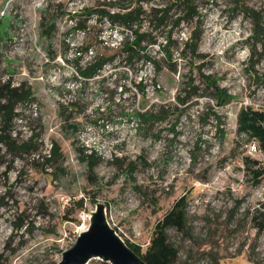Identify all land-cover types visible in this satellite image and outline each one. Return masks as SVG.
<instances>
[{"label":"rangeland","instance_id":"rangeland-1","mask_svg":"<svg viewBox=\"0 0 264 264\" xmlns=\"http://www.w3.org/2000/svg\"><path fill=\"white\" fill-rule=\"evenodd\" d=\"M189 1L190 19L172 6L156 28L148 12L171 0H0V86L28 96L0 129L15 142H0V264H56L96 204L142 253L179 197L185 230H165L174 264H264V229L250 219L264 218V190L241 163L249 155L264 164V153L235 132L241 107L264 109V0ZM129 9L140 12L131 29L106 20ZM132 30L153 39L142 45L150 61L120 54ZM167 35L177 46L168 56ZM103 52L111 63L80 78L77 66ZM159 110L166 116L151 122L130 116Z\"/></svg>","mask_w":264,"mask_h":264},{"label":"trees","instance_id":"trees-1","mask_svg":"<svg viewBox=\"0 0 264 264\" xmlns=\"http://www.w3.org/2000/svg\"><path fill=\"white\" fill-rule=\"evenodd\" d=\"M170 6H166L163 9L156 10L152 9L147 14V20L151 22L156 28L161 26H165L167 24L168 18L171 17L170 9L174 6L173 11H178L182 14V20L190 19L191 14L193 13V1L189 0H171ZM106 12V11H105ZM140 12L138 9H129L123 13L111 12L106 13V20L112 26L116 25L118 27H124L131 29L134 23L139 20ZM179 18H174L172 23L176 24ZM45 15L42 13L41 20L39 23L40 33H45L46 36H51V31L44 29ZM80 28V22L76 23ZM198 40V33L196 31L193 32L192 39L190 43H185L186 47H190L191 50L195 49L196 42ZM154 43L153 39L150 36L144 33H137L135 30H132L131 39L123 40L118 47L120 50V54H124L123 59L130 60L131 58H143L144 61H150V59L146 56L144 52V47L147 44ZM143 45V46H142ZM117 48V49H118ZM163 55L168 56L171 50L177 49L176 42L169 39L167 35L165 45L162 46ZM113 52V51H112ZM112 55V54H111ZM106 53H95L90 59L84 63L83 66H77V75L80 78H89L94 75L99 74L102 68L111 63L112 57ZM123 56V55H122ZM1 63V60H0ZM168 69H173V64L170 62H166ZM207 77H204L205 89L208 91L210 89V94L213 98H216L220 104H223L221 100L225 101L227 96L221 93V90H218L214 83L210 84L211 81H207ZM23 86L11 87L10 81L3 83L0 86V94L6 98L5 103H1L0 101V129H4L7 124L11 121L12 112L14 110V105L17 101L23 100V98L28 99L27 94L22 91ZM192 94H197L194 92L193 88L190 92ZM1 96V97H2ZM183 102L182 99L178 101ZM181 108L177 106L173 107V114L180 113ZM134 116L135 118H139L140 121L151 122L157 119H162L166 116L165 111H156V112H138L133 111L130 116ZM236 128L235 132L238 136L244 137L245 140H253L256 148L264 153V109L253 108L251 106L241 107L236 114ZM0 142H4L7 144H12L15 142H11L8 140V137L4 134L0 133ZM24 146V145H21ZM22 150H27L22 148ZM87 157V165L89 169L93 168V162L88 160L90 157L89 154H86ZM241 163L243 164L244 170L250 175L253 184L258 182H262V187L264 190V164L260 161L251 158L249 155H244L242 157ZM254 228L257 230L264 229V218L256 219V215L253 214L250 217ZM167 228H173L176 231H184L185 230V212H184V201L182 197L174 200L170 208L161 216L159 220L155 223L152 231L151 238L149 243L145 247V250L140 253L138 247L136 245H132L127 241L124 243L136 253L145 264H174L177 257V250L173 247L171 243L168 242L165 230ZM106 264V263H105Z\"/></svg>","mask_w":264,"mask_h":264},{"label":"water","instance_id":"water-1","mask_svg":"<svg viewBox=\"0 0 264 264\" xmlns=\"http://www.w3.org/2000/svg\"><path fill=\"white\" fill-rule=\"evenodd\" d=\"M90 258L108 264H145L108 225L101 204L95 205L87 229L77 235L56 264H86Z\"/></svg>","mask_w":264,"mask_h":264},{"label":"built area","instance_id":"built-area-1","mask_svg":"<svg viewBox=\"0 0 264 264\" xmlns=\"http://www.w3.org/2000/svg\"><path fill=\"white\" fill-rule=\"evenodd\" d=\"M252 148H254V145H252Z\"/></svg>","mask_w":264,"mask_h":264}]
</instances>
